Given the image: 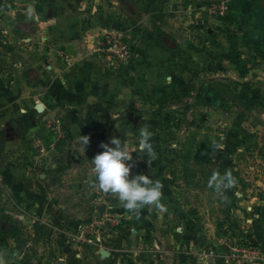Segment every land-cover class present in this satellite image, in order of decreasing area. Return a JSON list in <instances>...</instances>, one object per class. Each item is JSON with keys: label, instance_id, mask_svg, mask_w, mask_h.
Wrapping results in <instances>:
<instances>
[{"label": "rangeland", "instance_id": "374dc122", "mask_svg": "<svg viewBox=\"0 0 264 264\" xmlns=\"http://www.w3.org/2000/svg\"><path fill=\"white\" fill-rule=\"evenodd\" d=\"M18 27L36 39L35 22ZM212 40L198 41L202 60L171 70L154 94L85 126L86 146L46 120L53 139L39 134L44 151L32 139L9 164L14 172H0V264H264V51ZM28 69L35 82L38 70ZM144 126L155 159L139 150ZM113 137L136 151L130 178L160 181L162 207L129 211L99 189L92 159ZM229 171L234 184L208 187Z\"/></svg>", "mask_w": 264, "mask_h": 264}, {"label": "crops", "instance_id": "0c3cea01", "mask_svg": "<svg viewBox=\"0 0 264 264\" xmlns=\"http://www.w3.org/2000/svg\"><path fill=\"white\" fill-rule=\"evenodd\" d=\"M220 1L0 0V172H14L9 164L21 161L16 154L30 151L35 136L53 139L48 118L65 124L75 142L85 126L94 130L115 120L113 112L133 97L154 94L171 70L192 56L202 60L195 44L208 34L254 55L264 51V0H227L230 13L216 17L208 6ZM27 21L37 25L35 40L18 34V24ZM113 32L131 42L134 56L127 63L113 64L93 52L96 41ZM70 44L73 55L67 53ZM26 52L34 57H22ZM29 66L38 70L35 82Z\"/></svg>", "mask_w": 264, "mask_h": 264}, {"label": "clouds", "instance_id": "9594fccd", "mask_svg": "<svg viewBox=\"0 0 264 264\" xmlns=\"http://www.w3.org/2000/svg\"><path fill=\"white\" fill-rule=\"evenodd\" d=\"M152 133L147 126L140 129L138 147L146 152L149 159H155L156 154L151 143ZM84 146L88 145L89 137L82 136ZM114 145V146H113ZM104 149L92 159L98 187L105 193L118 196L121 205L129 211H137L144 206L155 205L162 207V185L160 181H152L147 175L139 174L130 178L133 160L128 146L121 142L119 137H113L109 143H102ZM235 183L231 172L223 175L213 173L208 182V187L220 190Z\"/></svg>", "mask_w": 264, "mask_h": 264}, {"label": "built area", "instance_id": "2783aa9c", "mask_svg": "<svg viewBox=\"0 0 264 264\" xmlns=\"http://www.w3.org/2000/svg\"><path fill=\"white\" fill-rule=\"evenodd\" d=\"M210 11L221 17H225L230 13V3L222 0L212 4ZM93 52L106 57L111 63H127L134 56V49L129 39L120 32L103 34L94 44ZM33 143L37 147L44 146L41 144L39 136L33 138Z\"/></svg>", "mask_w": 264, "mask_h": 264}, {"label": "water", "instance_id": "95a60500", "mask_svg": "<svg viewBox=\"0 0 264 264\" xmlns=\"http://www.w3.org/2000/svg\"><path fill=\"white\" fill-rule=\"evenodd\" d=\"M115 28H116V30H119V24L115 25ZM67 53L71 54V55H73L75 53L73 45H71V44L68 45ZM37 109H38V111H42L43 110V106L41 104H39Z\"/></svg>", "mask_w": 264, "mask_h": 264}]
</instances>
